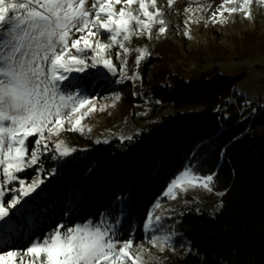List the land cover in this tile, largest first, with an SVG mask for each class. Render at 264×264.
<instances>
[{
	"label": "trees",
	"instance_id": "trees-1",
	"mask_svg": "<svg viewBox=\"0 0 264 264\" xmlns=\"http://www.w3.org/2000/svg\"><path fill=\"white\" fill-rule=\"evenodd\" d=\"M232 40V47L212 43L190 49L187 56L170 38L158 42L142 66L141 79L151 100L172 112L131 139L88 142L63 158L44 155L42 178L52 169L56 173L25 198L31 217L13 214L15 242L27 244L58 223L98 219L102 212L120 218L119 238H132L134 245L146 241L148 213L157 201L165 202L169 183L191 167L200 175L215 173L214 191L224 194L214 212L182 211L175 228L184 252L166 264H264V98L255 113L240 114L239 99H230L233 78L216 71L187 79L178 63L231 52L239 59L264 56V31L244 32ZM74 77L73 90L83 89L89 96L97 95L99 83L111 87L99 73ZM20 175L30 181L36 173L28 169Z\"/></svg>",
	"mask_w": 264,
	"mask_h": 264
},
{
	"label": "snow or ice",
	"instance_id": "snow-or-ice-1",
	"mask_svg": "<svg viewBox=\"0 0 264 264\" xmlns=\"http://www.w3.org/2000/svg\"><path fill=\"white\" fill-rule=\"evenodd\" d=\"M174 3L167 0L169 8ZM253 3L222 0L209 20L225 23L224 12L241 13L250 19ZM255 3L264 6V0ZM210 7L200 4L196 11ZM184 11L194 10L186 7ZM164 14L158 0H92L91 6L88 0H0V264H144L143 253L148 249L141 246L134 253V240L117 236L120 218L109 212L72 225L58 223L27 244L15 242L18 229L13 214L23 219L31 217L33 210L25 198L55 175L56 169H52L42 178L45 170L41 158L48 153H55L52 159L63 158L76 151L64 140H53V136L64 131L91 132L83 121L109 107L98 104L97 97L85 94L83 89L73 90V74L101 67L118 76V84L140 79L136 69L150 52L146 46L132 47V40H150L154 30L157 39L166 34ZM191 20L189 15L185 25ZM102 35L107 36L106 41L100 38ZM184 35L191 38L188 31ZM113 49L119 66L113 60ZM133 52L134 70L129 75L128 57ZM111 99L114 107L121 94L113 93ZM28 169L36 173L30 181L20 175ZM214 179L215 173L200 175L187 167L163 195L176 199L196 188L213 192ZM160 207L157 201L143 227L148 242L162 252L172 247L173 234H155L162 220L156 214Z\"/></svg>",
	"mask_w": 264,
	"mask_h": 264
},
{
	"label": "rangeland",
	"instance_id": "rangeland-1",
	"mask_svg": "<svg viewBox=\"0 0 264 264\" xmlns=\"http://www.w3.org/2000/svg\"><path fill=\"white\" fill-rule=\"evenodd\" d=\"M92 0H88L91 6ZM222 3V0H175L174 5L169 8L167 0H158V5L164 8V19L168 22L166 34L156 38L155 30L153 38L145 37L134 38L132 47L146 46L150 55H154V46L160 42L167 41L168 38L174 40L181 50L183 56H187L190 49H199L216 43L227 47H232V36L241 35L244 32L264 31V6L255 3L251 6V18L244 17L241 13L229 15L227 12L223 16L227 18L225 23H213L209 20L212 12ZM200 4L210 5L204 11H196ZM119 7V6H117ZM186 7H191L194 11L186 13ZM191 15L192 20L186 26L185 20ZM202 17V18H201ZM219 15L217 20H219ZM188 31L191 38L185 36ZM102 40H107V36L102 35ZM161 40V41H160ZM170 41V40H169ZM164 44V43H161ZM115 51L113 49V60L115 61ZM136 53L129 57V75L134 70V59ZM149 56L144 59L136 71L139 72L140 79L135 81L125 80L123 83H116L119 78L113 77L105 69L89 68L86 72L99 73L103 79L107 80L111 87L99 83L97 97L98 104H106L109 107L105 111H95L83 121L85 128H91V132H61L59 136H53V140H64L68 145L75 148L79 145L84 146L88 142H109L115 138L129 137L136 132L145 129L149 123L159 121L162 117L172 112L169 106H161L151 100L145 91V84L141 79V70ZM183 75L187 79H192L201 75H213L216 71L234 79L233 90L235 95L231 96L232 101L239 99V112L246 115L255 113L258 105L263 104L264 98V56L257 55L248 59H239L232 52L226 56L210 54L203 62L196 63L188 59H180ZM76 73L73 74L75 76ZM120 93L121 99L112 105L111 96L113 93ZM135 93V94H134ZM108 97V99H103ZM244 110H247L244 113ZM51 147V145H50ZM55 155V153H53ZM221 192H207L203 189H190L186 193H181L176 199L165 197V202L156 210L157 215L162 216L160 230L156 235L172 233V247L160 251L152 247L148 240L134 245V253L141 250V246L148 251H144V264H166L167 260L175 256L182 255L184 245L176 241L179 233L176 231L175 223L178 216L185 209L199 211L206 209L214 212L221 205Z\"/></svg>",
	"mask_w": 264,
	"mask_h": 264
}]
</instances>
